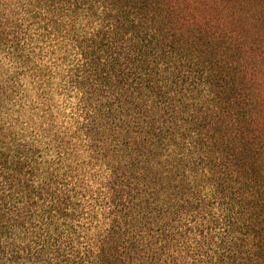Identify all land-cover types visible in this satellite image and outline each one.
Instances as JSON below:
<instances>
[{
	"label": "trees",
	"instance_id": "1",
	"mask_svg": "<svg viewBox=\"0 0 264 264\" xmlns=\"http://www.w3.org/2000/svg\"><path fill=\"white\" fill-rule=\"evenodd\" d=\"M0 264H264V0H0Z\"/></svg>",
	"mask_w": 264,
	"mask_h": 264
}]
</instances>
